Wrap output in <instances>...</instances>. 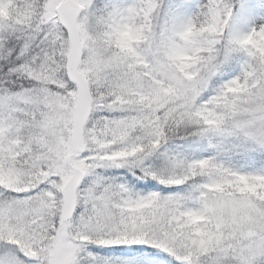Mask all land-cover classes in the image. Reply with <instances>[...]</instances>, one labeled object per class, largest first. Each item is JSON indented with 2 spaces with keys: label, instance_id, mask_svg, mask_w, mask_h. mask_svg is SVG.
I'll list each match as a JSON object with an SVG mask.
<instances>
[{
  "label": "snow or ice",
  "instance_id": "6c2138e0",
  "mask_svg": "<svg viewBox=\"0 0 264 264\" xmlns=\"http://www.w3.org/2000/svg\"><path fill=\"white\" fill-rule=\"evenodd\" d=\"M0 264H264V0H0Z\"/></svg>",
  "mask_w": 264,
  "mask_h": 264
}]
</instances>
